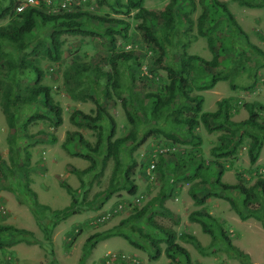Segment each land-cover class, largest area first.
<instances>
[{
	"label": "rangeland",
	"instance_id": "374dc122",
	"mask_svg": "<svg viewBox=\"0 0 264 264\" xmlns=\"http://www.w3.org/2000/svg\"><path fill=\"white\" fill-rule=\"evenodd\" d=\"M169 1L143 0L142 6L158 13ZM218 1L225 2L246 32L249 43L264 52V6L247 7L239 0ZM112 2L67 0L66 9L78 7L91 15L127 21L129 28L126 37L117 33L116 47L113 49L104 34L105 28L110 25L89 18H83L87 23L85 28L100 32V35L63 33L60 37V57L56 61L45 54L52 30L50 26L38 23L19 43V46L24 45L22 52L25 56L34 58L36 66L42 71L41 83L50 88L52 102L61 108L60 124L55 123V116L45 108L43 98L39 97L34 103H20L17 106L16 123L10 128L2 108L7 81L0 78V224L31 231V235L27 236L13 232L0 236V264H186L184 257L177 255L171 259L164 253L165 238L160 242L161 254L154 258L150 255L154 249L142 241L145 247H135L120 235L127 234L137 240L133 232V228L137 227L159 237L147 228L146 216L150 213H153L158 225L176 232V242L187 249L191 264H245L228 250L217 227L234 246L249 255L252 264H264V227L261 222L254 215L244 220L238 216L227 199H233L247 215L248 212L242 208L243 195L237 189H219L213 183L218 171L214 164L216 161L224 166L221 181L226 185L243 182L250 186L258 168L263 169L261 174L264 177V142L254 164H250L247 154V139L237 144L234 153L216 158L211 154V148L222 141L220 131L208 132L199 125L195 133L201 137V142L195 145L184 135L180 126H171L173 114H170V109L153 112L152 101L147 95L158 92L168 83L167 72L157 62V48L141 38L137 28L141 18L136 17L137 10L128 12L117 9ZM121 2L126 4L127 0ZM175 9L176 29L171 43L165 46L163 62L177 65L184 51L187 55L197 54L206 60H211L213 54L217 53L219 64L215 68L208 69L198 61L193 63L187 74L190 95L202 96L203 111L215 110L217 100L229 97L234 108L231 118L234 121L245 119L247 111L242 106L244 102L264 104V56L253 52L247 40L229 24L221 8L214 4V0H194V5L188 0H179ZM202 12L207 15L204 26L206 37L198 33V17ZM7 21L8 18H2L0 24ZM148 23L159 36L164 34L165 27L161 20L148 18ZM208 37L212 38L213 49L209 47ZM37 42V51L33 52ZM16 49L5 45L1 60L17 58ZM129 51L136 59L117 62L116 81L120 88L112 91L108 99L101 91L107 84V73L113 72L109 59L117 52ZM1 63L0 69H5V63ZM213 74L224 79L204 89ZM15 77L18 89L23 90L33 85L36 74L25 71L18 72ZM75 77L80 80L75 81ZM70 90L76 96L88 92L106 106L117 124L114 137L126 135L131 129L136 131L138 138L150 128L158 130L131 154L129 146L123 150L124 162L132 158L138 164L134 176L138 185L135 195L118 189L108 199L104 200L103 195L95 197L108 186L113 166L112 160H109L102 168L100 155H94L97 167L83 176L81 183L75 170L90 165V161L82 157L89 152L79 143V135L72 138L70 132L81 134L94 145L98 130L88 127L80 115L74 120L70 116L75 110L94 116L96 104L89 98H73ZM182 103L177 99L174 106ZM124 104L133 113L134 124L128 121ZM36 114L46 117L27 121ZM170 133L188 142L173 143L172 139L166 137ZM171 144V153L167 151L156 157L161 169L156 170L155 178L147 179L143 166L150 153L160 146ZM200 163H203L202 168L196 173L195 168ZM65 184L71 186V193ZM191 191L199 196L207 192L216 195L208 197L204 204L196 205ZM73 196L78 200L74 207L76 213H58V210L70 204ZM83 198L84 202L81 203ZM89 201L93 202L89 204ZM119 201L124 203L120 212L95 223L102 210L112 208ZM147 202H151V205L146 215L130 219L135 210ZM193 210L205 211L215 219L214 237L203 232L198 222L189 220L188 215ZM96 234H99L98 239H92ZM181 234L192 235L196 241L182 238Z\"/></svg>",
	"mask_w": 264,
	"mask_h": 264
},
{
	"label": "trees",
	"instance_id": "16d2710c",
	"mask_svg": "<svg viewBox=\"0 0 264 264\" xmlns=\"http://www.w3.org/2000/svg\"><path fill=\"white\" fill-rule=\"evenodd\" d=\"M0 0V19L8 18L7 23L0 24V61L5 63V69H0V78L6 80V87L4 89L5 102L2 105L3 113L5 114L6 121L10 128H13L16 123V109L20 103H34L39 97L44 100V106L48 109L56 118V124H60L62 121L61 108L52 102V96L50 94V88L41 83L42 71L36 66L34 58L28 59L22 52L24 45L19 46L25 36L32 32L38 23L44 26H50L51 32L49 35V45L45 49V54L48 58L56 61L60 57L61 50V35L63 33L70 34H81V35H100V32L91 30L90 28H85L87 23L83 18H89L96 20L101 24H108L104 30L105 36L110 40L111 48L116 47V34H121L126 37L127 30L129 28V23L120 18H107L100 15H91L80 8H75L74 10H67V6L61 8L60 0L58 2H52L53 4L47 5L44 0H40V4L37 6H27L21 11H17L16 7L21 3L19 0ZM179 0H170L165 7L158 13L155 11H149L142 6L143 0H127L126 4H123L121 0H113V5L117 9H126L128 12L132 9H136V17L141 18V21L137 25L140 31L141 38L144 42L152 44L157 48L158 51V63L159 66L167 72L168 83L163 86L158 92L148 94L147 96L152 101V110L155 113H159L162 110L170 109V114H173V120L171 126H180V129L184 131V135L189 137L191 143L199 145L201 142V137L195 133V128L202 125L204 129L208 132L220 131L219 136L220 144L213 146L211 148V154L216 158L226 157L232 154L236 150L237 144L242 143L245 139L248 140L247 154L249 157L250 164H254L261 151L264 142V118L262 113L264 112V104L260 102H244L242 106L247 111V117L241 121H234L231 117L234 108L231 105V100L229 97H224L217 100V108L213 111H203L201 102V95H190L191 86L189 85L187 74L193 66L195 61L200 62L206 68L211 69L218 66L219 61L217 58V53L213 54L211 60H206L197 54L187 55L184 51L179 63L177 65H168L163 62L166 55V47L171 43V36L176 29V4ZM192 5H194V0H188ZM240 4L247 7H263L264 0H239ZM214 4L221 8L229 24L244 38L248 43L253 52H257L264 56V52L258 48L256 45L249 43L246 32L235 20V17L228 9L225 2L214 0ZM56 8V9H55ZM55 9V11H54ZM149 19H159L164 23V34L159 36L153 28L148 23ZM207 15L202 12L198 17V33L201 36L206 37L207 34L204 31V26L206 23ZM210 49L212 47V38H207ZM30 42H28L29 44ZM34 44L33 52H36ZM5 45L14 47L18 53L17 58L4 59L1 60L3 56V49ZM131 59H136L133 52H117L111 55L109 62L113 66V72H108V81L105 87L102 89L101 93L110 99L112 96L111 92L116 91L120 88L119 83L116 81L117 75V62L118 61H128ZM1 63V64H2ZM3 65V64H2ZM25 71L34 72L36 74V79L33 85L26 86L23 90L18 89V84L16 83V75L18 72L24 73ZM224 79L219 77V75H212L211 81L205 85L204 89H209L218 81ZM80 80V78L75 77V81ZM22 92V93H21ZM70 95L73 98L80 97L82 99L89 98L96 104L95 114L84 113L82 110H75L70 119L74 120L77 115H80L85 121L86 125L92 129H97V139L92 145L90 142L86 141L81 134L75 131L70 132L72 138L79 135V143L87 148L89 154H85L82 157L90 161V165L82 170H75V172L80 177L81 183H83V176L91 173L97 167V161L94 155L101 156V167H105L109 160H112L113 166L111 174L109 177L108 186L102 191L96 194L95 197L103 195L104 200L108 199L114 192L118 189H124L130 195H135L138 190V185L135 182L136 168L138 167L137 162L134 160L124 162L123 150L126 147H130V154L133 150L141 146L146 142V140L155 135L158 131L155 128H150L144 132L141 137H137L136 131L131 129L126 135L115 136L117 129L116 121L113 115L107 110L105 105H102L98 98L92 96L88 92H83L81 95L76 96L75 93L70 90ZM179 99L188 104L182 103L181 105L174 106L175 101ZM125 113L127 119L130 123H135V118L133 113L126 107ZM174 108L172 109V107ZM172 109V110H171ZM44 114H36L27 119V121L45 118ZM101 123V124H100ZM105 125H104V124ZM172 127V129H174ZM168 139H172L173 143H185L188 140H182L177 134L170 133L166 134ZM161 148H167L169 153H171L172 144L170 146H160ZM174 149V148H173ZM171 151V152H170ZM175 151V150H174ZM167 152V151H166ZM166 152L160 153L164 154ZM174 153V152H173ZM151 155L146 160L143 166V172L147 179L151 180L149 176L146 175V167L149 165ZM218 171H216V177L214 184L221 188H231L237 189L243 195L242 208L248 212L244 214L239 206L235 203L233 199L227 198L230 205L237 212L241 219H246L249 215H254L260 222L262 227H264V177L261 173L256 171V178L250 186H246L243 182H238L235 185H226L221 181V175L224 171V166L220 162H214ZM203 163L198 164L195 168L196 173L200 171ZM183 167V166H182ZM161 169V163L155 161V169L153 173V178H155L156 170ZM68 192H72L70 185L65 184ZM30 193H32L29 188ZM163 191V190H161ZM163 193V192H162ZM216 195L212 192H207L206 194L199 196L191 191V197L196 203V205H202L206 202L208 197ZM140 197V196H139ZM141 198V197H140ZM140 200V199H139ZM84 202V198L81 203ZM93 201H89L91 204ZM78 200L75 196L71 198V202L68 206L62 210H58V213L73 214L76 213L75 204ZM151 202H147L139 210H135L136 213L130 216V219L140 218L146 215L148 209L150 208ZM188 218L190 221L198 222L201 225L202 231L210 234L212 237L215 236V231L213 227L217 225L215 219L207 212L201 210H193ZM146 225L148 230L152 231L159 237L153 236L152 233L144 230L143 228H133V232L137 240L131 238L127 234H120L124 237L131 245L135 247H140L141 249L145 245L154 249L150 254L152 257L157 258L162 252L160 247V242L162 238H165L166 247L164 253L171 259H175L176 256H182L186 260V264H191L190 255L186 248L179 245L176 242L178 238L175 231L170 228H165L158 225L154 220L153 213L147 214ZM219 229L220 237L227 243L228 250L236 254V256L245 264H252L249 255L243 252L241 249L234 246L228 236L224 234L220 227ZM7 232H13L16 235H31V231L24 228H17L10 224H0V236ZM98 235L93 236L98 239ZM182 238L188 237L191 240H195L194 236H185L181 234ZM28 241V240H27ZM142 241V243H141ZM1 245V243H0ZM118 256V255H116ZM119 257V256H118ZM121 258V256H120Z\"/></svg>",
	"mask_w": 264,
	"mask_h": 264
},
{
	"label": "built area",
	"instance_id": "2783aa9c",
	"mask_svg": "<svg viewBox=\"0 0 264 264\" xmlns=\"http://www.w3.org/2000/svg\"><path fill=\"white\" fill-rule=\"evenodd\" d=\"M45 3L47 5L52 4V0H44ZM40 4V0H25L24 2H21L17 7L16 10L17 11H21L24 7L27 6H37ZM68 5L67 0H63L60 2V6L61 8H64ZM56 9V8H55ZM54 9V11H55ZM168 151L167 148H161L158 147L156 149H154L150 155L152 157V159L150 160L149 165L146 167L145 171H146V175L149 176L151 178V180L153 179V173H154V169H155V161H156V157L163 152ZM263 172V169L258 170V173ZM136 200L138 201L139 198H136ZM124 208V203L123 201H119L116 204H114V206L112 208H107L102 210V213L99 214V216L97 217V222L95 223H100L103 222L106 219H109L111 216L115 215L116 213L120 212L122 209ZM93 223V222H92ZM91 223V224H92ZM93 223V224H95Z\"/></svg>",
	"mask_w": 264,
	"mask_h": 264
}]
</instances>
